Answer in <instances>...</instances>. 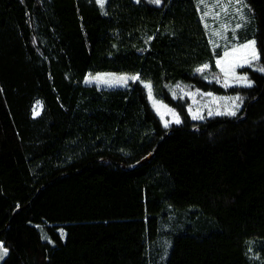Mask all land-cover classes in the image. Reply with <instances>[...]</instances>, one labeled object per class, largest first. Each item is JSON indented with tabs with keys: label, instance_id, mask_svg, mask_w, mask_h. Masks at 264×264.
I'll return each instance as SVG.
<instances>
[{
	"label": "trees",
	"instance_id": "1",
	"mask_svg": "<svg viewBox=\"0 0 264 264\" xmlns=\"http://www.w3.org/2000/svg\"><path fill=\"white\" fill-rule=\"evenodd\" d=\"M244 2L264 67V0ZM213 52L195 0H0V264H264V72L224 90L197 71ZM180 83L242 106L192 120Z\"/></svg>",
	"mask_w": 264,
	"mask_h": 264
},
{
	"label": "rangeland",
	"instance_id": "2",
	"mask_svg": "<svg viewBox=\"0 0 264 264\" xmlns=\"http://www.w3.org/2000/svg\"><path fill=\"white\" fill-rule=\"evenodd\" d=\"M195 2L201 22L207 37L209 38L210 47L215 55V68L210 67L209 65H207V68H204L205 65H203L199 69L204 70L198 71V73L203 74V76L207 77V80L211 82L215 80L224 90L247 88L242 82L237 81L236 77L239 76H246L248 82H251L252 86L253 82L250 79L248 71L251 70L263 73L257 70L263 67L261 57L259 60L253 61L252 67H235L233 69L235 76H233L228 70L232 64L243 62L246 53L237 52L232 53L229 57H224V52H230L233 47H239L240 45L251 41H255V49L259 54L256 40L253 37L248 36L251 32L249 25L253 23L248 5L244 0L243 3H236V0H195ZM205 13H208V15H205ZM237 25H240V27L237 28ZM214 33H219V35H214ZM218 60L220 61L219 64L217 63ZM222 68L228 71V74H226V71H221ZM95 77H102L103 79L96 80ZM120 77L129 79L121 81L118 79ZM130 78L131 76L128 74L98 72L88 74L83 80V84L93 85L102 89L125 88L128 86V83L133 80ZM146 84H144V86ZM168 90L173 98H181L186 101L187 114L192 120H202L203 118H211L215 116L233 117L234 115L226 113L235 112L236 114L242 106L243 96H240L238 93L218 94L213 91H203L188 83L176 84L173 89L169 87ZM146 91L149 103L153 111L161 120L163 126L165 127V124H167V127L172 124H177L175 123V118L171 114L174 112L176 116L179 117L176 110L157 99L153 95L152 89L150 90V94L148 88H146ZM237 97H239V99H237ZM160 105H163L164 107H160ZM41 108L40 102H36L32 107V115L38 116L41 112ZM37 112L39 113L38 115ZM217 112L221 114L217 115ZM193 115H198L200 118L193 119ZM179 119L181 123L182 119L180 117ZM162 230L166 235L157 241V247L160 252V256L157 258L158 261H162L166 257L169 248L168 233L174 231V225L172 222H167L163 225ZM3 248L5 247L3 246ZM2 254V251H0V255ZM4 257L5 256H3V259ZM3 259H0V263Z\"/></svg>",
	"mask_w": 264,
	"mask_h": 264
},
{
	"label": "snow or ice",
	"instance_id": "3",
	"mask_svg": "<svg viewBox=\"0 0 264 264\" xmlns=\"http://www.w3.org/2000/svg\"><path fill=\"white\" fill-rule=\"evenodd\" d=\"M105 2H106V0H97V3L100 5L101 8H103ZM153 2L156 4H159L160 0H153ZM236 3H243V0H236ZM205 15H208V13H205ZM236 27L238 28V27H240V25H237ZM214 35H219V33H214ZM237 52H244V53H246V55L243 58V62H236L230 66V69L228 71H230L233 76H235V72L233 71V69L235 67H245V66L252 67L253 61L260 59V55L257 53V51L255 49V41L244 43V44L240 45L239 47H233L230 52L229 51L224 52V57H229L232 55V53H237ZM217 63L219 64L220 61L218 60ZM204 68H207V65H205ZM203 70L204 69H197V71H203ZM257 70L264 72V67H261ZM221 71H226V70L224 68H222ZM228 71H226V74H228ZM95 79L96 80H102L103 78L102 77H95ZM118 79L121 81H126L129 78L120 77ZM130 79L135 80V79H138V77H131ZM236 79L238 82H242L244 84V86L251 87V82H248L246 76H239V77H236ZM145 87L149 89V94H150L151 85L146 84ZM237 99H239V97H237ZM160 107H164V106L160 105ZM168 111H171V110H168ZM38 114L39 113L37 112V115ZM171 114L175 118V123L179 124L180 123L179 117L176 116V114L174 112ZM216 114L220 115L221 113L217 112ZM226 114L235 115V112H230V113H226ZM198 118H200L198 115H193V119H198ZM165 127H167V124H165ZM0 251H2V253H3L2 255H0V259H3V256L7 255V249L3 248L2 243H0Z\"/></svg>",
	"mask_w": 264,
	"mask_h": 264
}]
</instances>
